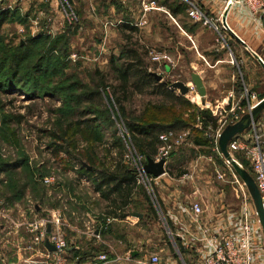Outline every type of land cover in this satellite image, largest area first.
I'll use <instances>...</instances> for the list:
<instances>
[{
    "label": "rangeland",
    "instance_id": "rangeland-1",
    "mask_svg": "<svg viewBox=\"0 0 264 264\" xmlns=\"http://www.w3.org/2000/svg\"><path fill=\"white\" fill-rule=\"evenodd\" d=\"M137 8V0H128L126 5L121 4L120 0H3L0 10L7 11L10 17L2 26L0 47L3 46L7 50L14 49L18 45H24L28 38L46 39L50 43L58 35L66 33L65 31L68 29H70V33L74 30V35L69 36V55L64 60L66 67L59 72L57 77L53 78L54 84L43 81L42 85L43 87L48 86L50 90L55 87L53 85L63 80L65 75L72 74L87 83V89L93 90V82H96L94 76L97 72L105 75L109 74L110 55L117 56L120 53V49L126 44L124 35H128L123 34L119 26H109L106 22L115 24L119 20H133L136 18ZM137 37L140 38V43ZM210 37L212 36L206 38L207 42L211 41ZM158 39H163L161 30H158L157 33L153 29L140 30L139 33L136 32L132 35L131 45L135 46L137 43L141 52L146 51L144 45H142L145 44L156 52L168 53V46H158L160 44L157 41ZM180 42L184 45L182 38H180ZM187 60H191V56L178 59L172 57L171 61L175 65L172 68L171 64H155L150 62L148 58L145 59L148 71L161 77L158 82L165 83L169 91L183 97L194 105L198 111H208L207 109L221 103V99L218 103H210V106L207 103L208 99L206 97L200 98L194 87L184 96H181L177 89H169L173 82L181 81L184 83L185 80L189 79L188 75L191 70ZM16 85V89L8 87L3 90L0 89V163L12 164L21 161L24 164L23 166L19 165L17 169L11 170L9 173L5 172L0 175V211L8 207L11 189L22 186L24 188L23 195L16 203H20L22 208L27 210L26 215L29 219L21 216L19 218V213L16 211H11V213H14L13 217L17 220L29 223L38 218L50 219L53 214L59 215L57 211L48 215L44 208L54 207V209H57L64 205L61 196L62 184L65 183L66 188H72L80 197L86 198L88 190L87 186L83 184L73 183L77 181L75 177L79 179L77 173L72 170L75 166H77V171L79 170V163L74 160L75 156H68L64 151L56 153L50 144L52 134L57 133L54 126L56 114L66 106L65 99H67L68 92L71 91L63 88L64 92L55 89L50 90L53 94L50 92L42 94L33 92V88L29 87L31 84L24 86V84L18 83ZM222 90V92H225L227 89L224 87ZM257 92H260V89ZM102 94L104 95L103 92ZM247 100L248 102L251 101V99ZM259 100H253V104ZM240 101L244 104L245 99H240ZM160 102H163L161 97L150 96L146 93L133 94L125 104V115L128 120L117 114L113 108H109L107 115L110 123L108 120L102 119L97 123L98 129L96 130L101 137L96 148L98 163L107 164L112 162L113 158L120 159L117 150L119 147L115 144L117 140H120L123 145L121 156L122 158L125 156L127 162H124V158L122 161L131 170H134L132 166L133 155L137 154L141 159L144 156L134 148L132 149L130 138L126 135L127 131L123 123L129 121L131 117L139 116L146 104L157 105ZM263 111L262 113H264ZM235 113H232V116ZM262 113L260 117L263 116ZM19 117H21L20 120H18ZM231 117L224 115L220 124L230 122ZM199 122L197 120V124L194 125L197 129H201V126L198 125ZM217 126H219V123H216ZM180 132H187L194 138V133L190 128L173 133L176 135ZM188 134L177 145L174 146L171 143L172 147L168 152L167 162L176 159L177 152L179 153L184 149L185 162L180 166V171L189 177L199 176V197L209 200L207 213L212 210V216L205 215V211L199 216L191 213L188 222L190 224H201V220H208L213 224V227L217 225V227L222 228L218 230L220 233L227 234L236 227L238 219L241 217L242 207L248 208L253 213L251 216L253 253L257 257L262 255L261 258L264 262L262 229L258 217L254 214V206L246 186L230 164L215 149L214 138L212 137L214 134L204 132V138L207 140V147L204 148L195 146L192 139H187ZM76 139L78 142L77 151L81 150L83 152L88 143L80 135ZM157 155H155L156 159L161 157L160 155L157 157ZM231 155L252 177L249 164L242 153L235 152ZM219 176L222 179H219ZM44 178L53 179L54 184L50 187L45 186L42 183ZM28 181L30 183H25ZM15 182L18 184H15ZM139 187L144 192V210L147 215L141 225L143 245L138 244L139 247L136 248L137 256L141 257L139 262L150 264V257L157 256L159 264H171L173 262L177 264H198L205 252L208 251L205 246L197 247L192 244L190 232L188 234L179 232L181 236L177 235L179 233L171 226L164 214L153 185L140 184ZM243 194H245L246 201L242 196ZM216 195H218V199H216ZM199 203L198 201L197 204ZM210 205L212 207H209ZM68 210L69 208H67ZM42 211L44 215L41 216ZM216 211H218V218H215ZM80 222L82 224V219L79 216ZM23 227L26 226L23 225L20 228ZM21 233L20 246H29L26 252H21L22 256L38 255V260L42 259L48 264L42 245L35 246L32 244L31 235L26 228H23ZM133 235H136L135 232H133ZM184 235L188 237V240L184 238ZM3 240L1 235L0 242H3ZM83 251L92 253L90 248ZM83 251H79V253ZM103 254L101 251L96 257L83 260L80 253L76 257L77 261L69 260L68 264H100L98 257Z\"/></svg>",
    "mask_w": 264,
    "mask_h": 264
},
{
    "label": "crops",
    "instance_id": "crops-1",
    "mask_svg": "<svg viewBox=\"0 0 264 264\" xmlns=\"http://www.w3.org/2000/svg\"><path fill=\"white\" fill-rule=\"evenodd\" d=\"M127 1L120 0V3L126 5ZM137 1L138 8L135 19L119 20L115 24L106 23H110L112 26L126 24L136 28L137 33L145 29H153L156 33L161 30L163 39L157 40L160 43L158 46L167 45L168 53L163 51L157 53L166 54L171 60L172 57L178 59L191 56V60H187L191 70L188 75L189 79L184 83L190 86V75L195 73L204 85L207 103L211 106L210 103H218L221 99V103L207 109L213 118H215L213 113L217 109L219 112L223 108L228 111L236 105L243 108L244 104L246 107L248 103L247 99H261V96L264 95V72L251 52L255 53L264 63V16L252 18L242 6L234 7L228 13L229 28L245 43V47L233 39L229 32L221 33L219 36L209 28L190 20L186 14L172 16L165 7L167 13L154 10L142 15L141 0ZM209 1L215 9H219L220 5L215 4L213 0ZM157 4L160 6L158 2ZM161 7L163 6L161 5ZM210 35L212 36L210 37L211 41L207 42L206 38ZM180 38L184 40V45L181 44ZM137 39L140 43V38L137 37ZM142 45L148 53L151 47ZM146 58H148L147 54ZM171 65L172 68L175 67L173 61ZM167 69L169 70V68ZM224 87L227 90L222 92ZM240 88L243 91L240 92ZM259 89L260 92H257ZM240 99H245L244 104ZM195 100L197 101V99ZM226 110L224 111L226 112ZM262 115L256 122L259 124L258 133H264V113ZM198 125L200 127L201 122ZM183 150L177 152L176 159L165 164V174L159 178H153L152 185L155 187L164 214L175 231L187 234L190 232L192 244L197 247L202 245L207 250H211L220 233L218 230L222 228L217 225L213 227V224L208 220H201V224L188 222L192 213V204L199 201L207 216H212V210L207 213V205L210 202L207 198L199 197V176L189 177L180 171V166L185 162ZM75 178L77 181L73 182L74 184L87 186L88 196L86 198L80 197L72 188H66L64 183L61 187L64 205L57 209L44 208L48 215L55 211L60 215L61 230L68 243V252L83 251L92 246H100L104 247L103 255L106 257V261H99L100 264H143L139 262L141 257L137 256L136 251V248L139 247L138 244L143 245L141 225L147 216L142 194L136 188L130 192L123 184L114 192L108 191V188L103 186L102 190L105 196L102 197L101 191L96 190V182H93L92 179ZM136 186L140 185L136 184ZM216 196L218 199V195ZM67 208H69L68 211ZM11 211L18 212L19 218L29 219L26 215L27 210L22 208L20 203H15L12 207L0 211V222H2L0 223V234L4 239L3 242H0V264H47L42 259L38 260V255L22 256L21 252H26L29 246H20L21 231L26 227L20 228L19 224L25 226L27 223L14 218V213ZM213 211L215 210L213 209ZM217 213L218 211L215 212V218H218ZM40 215H44V212L42 211ZM136 215H141V218ZM79 216L82 219V224L79 223ZM14 224H18V227ZM133 232H135V236ZM177 235L181 236V233ZM184 238L188 240L186 235ZM128 255L131 257L130 260L127 259ZM263 263L261 258L255 264Z\"/></svg>",
    "mask_w": 264,
    "mask_h": 264
},
{
    "label": "trees",
    "instance_id": "trees-1",
    "mask_svg": "<svg viewBox=\"0 0 264 264\" xmlns=\"http://www.w3.org/2000/svg\"><path fill=\"white\" fill-rule=\"evenodd\" d=\"M154 1L165 7L172 16L186 14L185 5L177 0ZM9 17L10 14L7 11L0 10V33ZM119 29L123 34H128L124 35L126 44L120 49L117 56L110 55L108 75L96 73L94 76L96 82H93L92 85L93 90L87 89V83L72 74L65 75L63 80L57 82L53 85L55 87L50 89L52 91L59 89L64 92L63 88H67L71 91L68 92L67 99H65L66 106L56 114L54 126L57 133L52 134L50 144L56 153L64 151L68 156H75L74 160L79 163V170L76 171L77 176L80 179H92L93 182H96V190L101 191L102 197L105 196L102 190L103 186L107 187L108 191L114 192L124 184L130 192L136 188L145 200L143 189L136 186L135 171L122 162L123 145L120 140L115 142L119 147L117 150L120 159L113 158L112 162L107 164L98 163L96 148L101 137L96 130L98 129L97 123L101 119L108 120L110 123L107 115L108 109L113 108L117 114L128 120L125 115V104L133 94L146 93L150 96L161 97L163 102L157 105L146 104L139 116L131 117L129 121L123 123L132 147L145 159H153L158 153V149L162 145L158 138L159 135L167 132L175 133L187 128H190L194 133V138L188 134L187 139H192L195 146L207 147L204 132L211 133V130L216 128L217 119L213 118L208 111H198L183 97L169 91L165 83L158 82L148 71L145 61L147 50L141 52L137 43L135 46L131 45L132 35L136 32V28L121 24ZM65 32L50 43L46 39L28 38L24 45H18L14 49L7 50L1 46L0 89L3 90L6 87L16 89V84L21 83L24 86L31 84L29 87H32L35 93H52L48 86L43 87L42 83L49 81L48 84H54L53 78L57 77L59 72L66 67L64 60L69 55V36L74 35V30L71 33L70 29ZM0 39H2V35H0ZM239 91H243L242 88ZM263 97L264 95L261 96V99ZM20 119L21 117L18 120ZM197 120L201 122V129L194 127ZM78 135L88 143L83 152L77 151L76 137ZM23 164L21 161L12 164L0 163V175L5 172L9 173ZM15 184L18 183L15 182ZM23 190L22 186L11 189L8 207H12L21 199ZM126 192L128 193L127 190ZM90 249L92 253L90 251L80 252L83 260L96 257L101 251L105 253L104 247L96 246ZM80 253L67 250V261H77L76 257Z\"/></svg>",
    "mask_w": 264,
    "mask_h": 264
},
{
    "label": "built area",
    "instance_id": "built-area-1",
    "mask_svg": "<svg viewBox=\"0 0 264 264\" xmlns=\"http://www.w3.org/2000/svg\"><path fill=\"white\" fill-rule=\"evenodd\" d=\"M179 3L185 5V13L187 17L212 30L214 33L220 36L221 33H226L230 30L227 23L228 13L232 8L237 6H242L252 18H259L264 16V0H213L215 4L220 5L219 9H215L211 5L209 0H177ZM3 0H0V5ZM208 7V8H206ZM140 9L142 15L147 14L150 11H165L164 7H161L154 0H141ZM167 13V11H165ZM225 20V21H224ZM107 25L112 26L110 23ZM148 59L150 62L155 64H171V58L166 54L157 53L152 49L148 50L147 53ZM190 90L193 88L189 86ZM253 100L247 103L246 107H238L237 105L229 109H226V112L222 109L220 112L217 109L213 116L217 119V126L214 130H211L212 136L214 138L215 149L219 152L217 147L218 136L225 127V125L235 123L239 118L250 111L253 106L258 103L253 104ZM224 107V106H223ZM238 111V112H237ZM238 113L232 116V113ZM232 116L230 122L226 124L222 123L223 117ZM200 123V122H199ZM259 124L254 123L248 131L245 133L236 136L228 145V152L230 155L232 153H242L243 157L249 164L252 178L255 183L257 190L259 191L263 205H264V133H258ZM187 132H181L179 134H174L172 132H167L159 135V141L162 143L161 147L158 149V155L160 158H153L155 162L164 160L165 164L167 163V155L172 145H177L178 142L182 141ZM174 139V140H173ZM133 149V147H132ZM135 153L134 151H132ZM157 155V157H158ZM132 166L136 173V184L137 185H152V179L154 177L146 175L143 172L146 159H141L137 154L133 155ZM232 157V155H231ZM124 158V162H127ZM122 158V160H123ZM123 162V161H122ZM123 162V163H124ZM126 164V163H124ZM73 171H77V166L73 167ZM219 179H222L219 176ZM42 183L45 186H52L54 184L53 179L44 178ZM245 200V194L242 195ZM246 201V200H245ZM192 214L199 216L203 213L201 206L197 203L191 205ZM252 214L251 211L242 207L241 217L238 219L236 227L233 231L227 234H219L215 245L211 250L205 252L202 256L201 261L198 264H255L261 260V256L257 257L253 253V243L251 242L252 238ZM256 215V213H254ZM18 227V224H14ZM19 226H23L19 224ZM27 232L31 235L32 244L35 246L42 245L44 249L45 257L48 261V264H68L67 261V250L68 243L66 242L62 232H61V220L60 215H51L50 219L47 218H38L35 219L26 225ZM50 227V232L47 233V228ZM88 229V228H87ZM92 233V231H91ZM48 241L50 245L53 246L54 251L49 252L45 248V241ZM264 248V247H263ZM101 261H106V257L101 255L98 257ZM127 259L130 260V256H127ZM150 264H159V259L157 256H151L149 259Z\"/></svg>",
    "mask_w": 264,
    "mask_h": 264
},
{
    "label": "water",
    "instance_id": "water-1",
    "mask_svg": "<svg viewBox=\"0 0 264 264\" xmlns=\"http://www.w3.org/2000/svg\"><path fill=\"white\" fill-rule=\"evenodd\" d=\"M228 32L233 37V39H235L242 46L246 47L245 43L235 33H233L231 30H229ZM251 55L253 56V58L256 60V62L259 64V66L264 72L263 61L255 53L251 52ZM151 75L157 81L161 79V77L157 76L156 74L151 73ZM190 84L192 87L195 88V91L200 98L205 97L206 91H205L204 85L200 77L197 74L192 73L190 75ZM169 89L170 90L177 89L181 96H184L190 92L189 86L181 81L173 82L170 85ZM263 109H264V97L260 99L258 103H256L250 111L242 115L237 122L228 124L223 128V130L218 136L217 147H218V150L221 156L224 158V160L228 164H230V166L233 168V170L236 172V174L239 176L241 181L246 186V189L252 200L256 216L258 217V220H259V223L262 229V236H263V241H264V205H263L261 195L255 186L253 178L249 175V173L245 169H243L240 166L238 162H236L231 157L230 153L228 152L229 143L236 136L241 135L245 133L246 131H248V129L259 118ZM143 172L146 175L152 176L154 178H159L165 174V161L160 160L158 162H155L151 158H146V163L144 165ZM136 216L141 218V215H136ZM49 232H50V227L47 228V233ZM44 245H45V248L49 252L54 251L53 246L50 245V243L47 240L45 241Z\"/></svg>",
    "mask_w": 264,
    "mask_h": 264
}]
</instances>
